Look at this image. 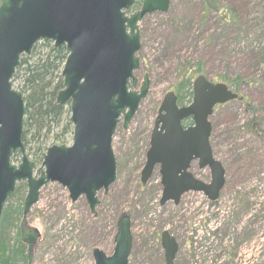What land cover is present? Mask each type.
I'll return each mask as SVG.
<instances>
[{"label":"rangeland","instance_id":"1","mask_svg":"<svg viewBox=\"0 0 264 264\" xmlns=\"http://www.w3.org/2000/svg\"><path fill=\"white\" fill-rule=\"evenodd\" d=\"M137 8L135 4L128 13ZM139 30L136 88L144 73L150 84L127 128L117 124L112 136L116 179L107 193H97L96 218L83 196L71 203L67 190L56 182L41 187L26 216L40 232L32 263L94 264V249L112 254L116 222L128 214L127 264H165L160 244L163 230L178 244L173 264H264V0H169L168 10L145 15ZM198 63L210 81L228 84L241 97L215 107L210 117V144L225 169L224 186L214 202L201 192H187L178 204L161 205L158 166L145 185L139 181L153 121L164 94L176 92L179 69L184 64L196 69ZM232 80H238L237 89L230 85ZM12 86L20 88L18 81ZM188 91L179 90L183 105L191 102ZM52 131L60 132L59 128ZM62 136L53 139L50 134L45 147L70 146L71 132ZM24 149L38 168L41 158L33 161L34 151ZM19 157L14 154L12 163L18 164ZM190 172L209 181L208 169L198 168L196 161ZM21 218L22 213L16 228L8 230L9 246L14 245L16 234L20 242ZM20 244L25 255L26 247Z\"/></svg>","mask_w":264,"mask_h":264},{"label":"water","instance_id":"2","mask_svg":"<svg viewBox=\"0 0 264 264\" xmlns=\"http://www.w3.org/2000/svg\"><path fill=\"white\" fill-rule=\"evenodd\" d=\"M135 0H0V216L5 201L17 183L24 182L19 239L26 247V264H33L39 230L28 224L27 214L40 188L56 182L74 203L83 196L92 217L97 216V193H107L116 179V162L111 141L117 124L126 129L145 98L150 80L138 78L136 55L140 48L138 23L146 14L166 12L169 0H141L137 10L126 16ZM42 40L54 48L64 46L67 56L57 104L68 102L72 125L71 145H52L42 154L38 168L29 160L21 139L23 98L12 86V76L23 55L29 56ZM176 94H164L149 138L140 182L145 184L158 166L162 185L160 204H178L188 192H202L215 201L224 185L225 170L214 158L209 142L213 107L237 99L226 84L210 82L204 75L192 82V99L178 106ZM191 118L192 125L181 122ZM19 153V163L11 158ZM207 168L205 183L189 171L192 161ZM165 264H173L178 244L164 230L160 234ZM131 249L130 217L116 222L111 255L92 251L94 264H127Z\"/></svg>","mask_w":264,"mask_h":264},{"label":"trees","instance_id":"3","mask_svg":"<svg viewBox=\"0 0 264 264\" xmlns=\"http://www.w3.org/2000/svg\"><path fill=\"white\" fill-rule=\"evenodd\" d=\"M205 4L204 8L209 9ZM205 9V10H206ZM40 48V49H38ZM64 46L54 48L49 41H40L32 49L30 56H23L20 65L16 69L12 82H19V90L24 101V116L22 128V142L26 149L34 151L32 160H40L42 152L46 150L45 142L49 135L53 139L62 140V135L71 132L69 111L67 106L55 103V96L62 88L60 69L66 58ZM196 69L188 65L179 69V81L175 85L177 100L182 103V95L179 90L187 88L191 97V78L193 74L203 73L201 64ZM235 84L237 89L238 80L229 82ZM59 128V134L53 133V129ZM38 144V145H37ZM24 184H17L12 198L7 199L0 217V264H25L24 247L17 239L13 246L8 245L6 239L8 230L16 228V221L22 211L24 199ZM16 202L13 205L10 201Z\"/></svg>","mask_w":264,"mask_h":264},{"label":"flooded vegetation","instance_id":"4","mask_svg":"<svg viewBox=\"0 0 264 264\" xmlns=\"http://www.w3.org/2000/svg\"><path fill=\"white\" fill-rule=\"evenodd\" d=\"M192 123H191V121L189 122V123H187L186 125L184 124V125H182V127H188V126H190Z\"/></svg>","mask_w":264,"mask_h":264},{"label":"bare ground","instance_id":"5","mask_svg":"<svg viewBox=\"0 0 264 264\" xmlns=\"http://www.w3.org/2000/svg\"><path fill=\"white\" fill-rule=\"evenodd\" d=\"M140 37H141V35H140ZM139 49H140V48H139ZM138 51H139V50H138ZM138 51H137V52H138ZM136 54H137V53H136ZM15 71H16V70H15ZM13 75H14V74H13ZM25 258H26V256H25Z\"/></svg>","mask_w":264,"mask_h":264}]
</instances>
